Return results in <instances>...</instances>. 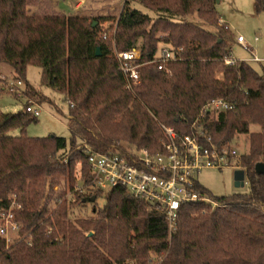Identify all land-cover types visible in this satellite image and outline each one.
Masks as SVG:
<instances>
[{
    "label": "trees",
    "instance_id": "16d2710c",
    "mask_svg": "<svg viewBox=\"0 0 264 264\" xmlns=\"http://www.w3.org/2000/svg\"><path fill=\"white\" fill-rule=\"evenodd\" d=\"M33 1L0 0V64L20 81L28 66L42 69L44 85L68 103L70 138L27 137L24 129L36 117L0 113V213L14 199L21 206L12 209L20 225L12 245L0 236V264H149L152 254L159 264H264V175L255 171L264 164V68L259 73L247 62L225 65L230 36L220 25L216 0H125L113 47L100 35V21L109 19L30 15ZM255 8L264 12V0H255ZM192 16L202 24L190 22ZM161 46L180 49L181 60L169 64L170 74L142 66L140 85L128 91L113 49L139 50L144 64ZM216 99L234 109L217 118L207 115L193 127L203 107ZM160 124L181 137L201 132L206 148L232 145L240 135L249 140L248 153L237 160L249 191L215 197L196 180L195 189L217 206L183 204L171 235L166 213L126 188H93L85 153L90 148L133 162L125 143L134 151L164 153ZM253 125L260 131L252 133ZM16 128L22 134L9 136ZM77 161L88 195L76 186ZM63 180L76 201L66 198L65 190L53 207L43 206L47 190ZM102 197L105 202L94 206L92 217L70 222L76 207Z\"/></svg>",
    "mask_w": 264,
    "mask_h": 264
},
{
    "label": "built area",
    "instance_id": "2783aa9c",
    "mask_svg": "<svg viewBox=\"0 0 264 264\" xmlns=\"http://www.w3.org/2000/svg\"><path fill=\"white\" fill-rule=\"evenodd\" d=\"M103 40L108 35L103 34ZM238 43L243 44L244 38L238 37ZM181 50H174L168 46H161L153 60L140 64L141 52L139 50L114 51V57L119 64L120 71L125 79V88L133 92L140 85V68L154 65V72L170 74L169 64L180 59ZM254 61L260 62L255 58ZM235 60L226 61L234 65ZM26 88L22 81L9 87V90L19 99L27 100ZM233 106L223 99H216L208 103L200 112L198 119L193 123L195 127L207 115L216 118L220 113L232 111ZM25 113L38 118L41 115L40 106L29 104L25 106ZM164 139L162 146L164 153L151 154L148 151H133L127 157L118 154H101L85 148L89 175L92 187L101 191H110L122 186L136 199L144 201L157 211H164L167 216L169 234L175 230L179 217V209L188 203H209L217 206L209 197L195 189L196 175L204 169H227L235 167L240 157L233 145L218 147L212 145L206 148L200 143V133L195 132L186 136H179L173 128L159 125ZM210 141V140H209ZM78 191L79 189L76 188ZM20 209L15 199L8 211L0 213V236L10 244V236L17 237L20 225L15 219L12 209Z\"/></svg>",
    "mask_w": 264,
    "mask_h": 264
},
{
    "label": "rangeland",
    "instance_id": "374dc122",
    "mask_svg": "<svg viewBox=\"0 0 264 264\" xmlns=\"http://www.w3.org/2000/svg\"><path fill=\"white\" fill-rule=\"evenodd\" d=\"M216 2L217 13L224 23L222 24L220 20V25H226L229 29L228 34L230 37L227 44L232 59L239 62H247L257 72L261 73L264 68V12L258 13L256 11L255 0H216ZM124 3L125 0H34L33 4L28 7V13L30 15L43 12H47L48 14L62 13L66 15H80L91 20L95 18L109 19L108 21H100V35L102 37L103 34H107V41L113 47L112 43H114V36L117 30L116 22L122 13ZM133 8L154 19L158 17L157 14L140 4L133 5ZM188 20L200 25L202 24L195 16L189 17ZM240 36L245 39L246 45L242 46L237 43V39ZM249 47L252 49V53ZM254 57L259 58L261 61H253ZM16 82L14 71L9 66L0 64V113L4 115L22 114L26 105L35 104L40 106L41 115L37 118L36 122L28 124L24 129V135L30 138L57 136L69 140L68 103L65 102L64 96L60 92L44 85L42 69L37 65H30L27 68L22 82L25 86H30L33 89L32 91L35 90V94L30 93V91L28 93V88H26L27 100L17 98L9 90V87L15 85ZM259 131L260 127L258 125L251 126L252 133ZM21 134V129L18 128L8 133L9 136H20ZM232 145L238 151L239 156L247 154L249 151L248 136H237ZM122 146L129 150V152L134 151L133 147L129 146V144L125 143ZM237 170H239L238 161H236L235 167L232 168L222 170L204 169L197 173L196 178L199 184L215 197L247 193L249 191L247 180L243 188L235 187L234 174ZM75 177L77 181L76 186L79 189H84L87 195L90 194L91 191H88L87 187H84L83 165L80 161H77L75 164ZM65 190L66 198L75 202L76 196H73L69 192L68 186L67 184L65 186L63 180L60 185L54 186L52 192L47 190V196L42 205L53 207L55 196L63 193ZM104 202L105 198L102 197L95 204L89 203L85 206L80 205L76 207L74 209V216L71 217L70 222L76 223L78 219L92 217L91 212L94 206H102ZM14 239H16V235L10 236V245H12ZM151 258L154 261L149 264H159L155 255L152 254ZM124 264H135V262L127 260Z\"/></svg>",
    "mask_w": 264,
    "mask_h": 264
},
{
    "label": "water",
    "instance_id": "95a60500",
    "mask_svg": "<svg viewBox=\"0 0 264 264\" xmlns=\"http://www.w3.org/2000/svg\"><path fill=\"white\" fill-rule=\"evenodd\" d=\"M96 56L97 57L101 56V49L100 48L97 49ZM255 171L258 175H264V164H262V163L257 164L255 167ZM234 181H235V187L236 188H243L246 184L245 172L242 170H237L234 174ZM92 201H95V198H93Z\"/></svg>",
    "mask_w": 264,
    "mask_h": 264
},
{
    "label": "crops",
    "instance_id": "0c3cea01",
    "mask_svg": "<svg viewBox=\"0 0 264 264\" xmlns=\"http://www.w3.org/2000/svg\"><path fill=\"white\" fill-rule=\"evenodd\" d=\"M221 23L224 24L222 20H221ZM256 40H258V39H256ZM237 43H238V41H237ZM238 44H239V45H242V46L246 45L245 39H244V43H243V44H240V43H238ZM249 49H250V47H249ZM250 50H251V53H252V49H250ZM255 58H257V57H254V59H255ZM231 59H232V57H231ZM254 59H253V61H254ZM257 59H259V58H257ZM233 60H234V59H233ZM259 60H260V59H259ZM260 61H261V60H260Z\"/></svg>",
    "mask_w": 264,
    "mask_h": 264
}]
</instances>
